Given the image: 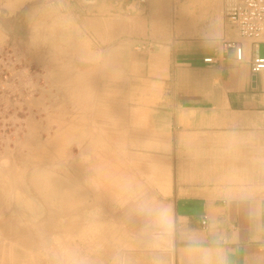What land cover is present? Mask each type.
Masks as SVG:
<instances>
[{
  "label": "rangeland",
  "instance_id": "374dc122",
  "mask_svg": "<svg viewBox=\"0 0 264 264\" xmlns=\"http://www.w3.org/2000/svg\"><path fill=\"white\" fill-rule=\"evenodd\" d=\"M148 2L0 0V264H125L129 253L172 248L180 161L163 135L164 96L129 83L131 50L144 49L129 33ZM156 2L161 15L147 22L170 26L182 47L238 34L225 0Z\"/></svg>",
  "mask_w": 264,
  "mask_h": 264
},
{
  "label": "crops",
  "instance_id": "0c3cea01",
  "mask_svg": "<svg viewBox=\"0 0 264 264\" xmlns=\"http://www.w3.org/2000/svg\"><path fill=\"white\" fill-rule=\"evenodd\" d=\"M156 1L129 33L144 48L131 50L129 83L164 96L163 135L180 161L172 248L129 253L125 264H264V73L251 70L264 42L235 34L226 44L182 47L170 26L147 22L161 15ZM230 42L243 48V61Z\"/></svg>",
  "mask_w": 264,
  "mask_h": 264
},
{
  "label": "built area",
  "instance_id": "2783aa9c",
  "mask_svg": "<svg viewBox=\"0 0 264 264\" xmlns=\"http://www.w3.org/2000/svg\"><path fill=\"white\" fill-rule=\"evenodd\" d=\"M148 0H139L146 4ZM224 15L235 27L240 37L255 43L264 42V0H225ZM235 49L238 61H243V48L234 42L227 44ZM206 62L212 59H206ZM251 70L255 74L264 73V56L256 54L251 61Z\"/></svg>",
  "mask_w": 264,
  "mask_h": 264
},
{
  "label": "bare ground",
  "instance_id": "6f19581e",
  "mask_svg": "<svg viewBox=\"0 0 264 264\" xmlns=\"http://www.w3.org/2000/svg\"><path fill=\"white\" fill-rule=\"evenodd\" d=\"M17 16V15H16ZM13 26V25H12ZM11 29V28H10ZM8 32H10V31H8ZM23 45V44H22ZM29 54V53H28ZM35 55V54H34ZM114 64V63H113ZM116 67V66H115ZM45 69V68H44ZM20 75V74H19ZM3 84V83H2ZM1 84V85H2ZM4 85V84H3ZM5 86V85H4ZM113 88V87H112ZM59 96V95H58ZM72 96V95H71ZM62 97H64V96H62ZM66 97V96H65ZM64 97V99H66ZM68 97V96H67ZM77 97V95L76 96H74V99ZM79 97V99H80V96H78ZM69 98V97H68ZM71 98V97H70ZM81 98H82V96H81ZM106 98V97H105ZM60 99V98H59ZM63 99V100H64ZM72 100V99H71ZM81 100V99H80ZM60 101V100H59ZM61 102V101H60ZM67 102H68V100H67ZM70 102V101H69ZM68 102V103H69ZM96 102V101H95ZM59 104V102H58V100H57V102H56V104ZM74 103V102H73ZM85 103V102H84ZM55 104V105H56ZM71 104V103H70ZM82 104V103H81ZM63 105V104H62ZM83 105V104H82ZM86 105V104H85ZM96 105V104H95ZM73 106V109L75 108V109H79L78 108V106L76 105V104H73L72 105ZM68 107V106H67ZM85 107V106H84ZM61 108V107H60ZM63 108V107H62ZM69 108H70V106H69ZM82 108V107H81ZM63 110V109H62ZM68 110H70V109H68ZM85 110V109H84ZM86 111V110H85ZM36 112V111H35ZM64 112V111H63ZM69 112V111H68ZM71 112V111H70ZM73 112V111H72ZM71 112V113H72ZM70 113V114H71ZM88 114V113H87ZM86 114V115H87ZM75 115V114H74ZM85 115V116H86ZM76 116V115H75ZM78 117V116H77ZM76 117V118H77ZM57 117H55V119H56ZM65 118V117H64ZM70 118V117H69ZM115 119V118H114ZM66 120V122H67V118L65 119ZM74 120V119H73ZM83 120V119H82ZM29 121V120H28ZM62 121H63V119H62ZM99 121V120H98ZM88 122V121H87ZM60 123V122H59ZM70 123V122H69ZM72 123V122H71ZM78 123V122H77ZM61 124V123H60ZM75 124V123H74ZM85 124V123H84ZM67 125V124H66ZM45 126V125H44ZM62 126V125H61ZM65 126V125H64ZM74 126V125H73ZM28 131V130H27ZM23 132V131H22ZM68 133H69V131H68ZM17 134V133H16ZM36 134V133H35ZM63 134V133H62ZM52 136V135H51ZM17 137V136H16ZM89 138H90V136H89ZM19 139V138H18ZM9 141V140H8ZM83 146V145H82ZM70 149V148H69ZM15 150V149H14ZM82 150V152H81V154L83 153V151H84V149L82 148L81 149ZM79 151V150H78ZM53 154V153H52ZM51 154V155H52ZM72 154V153H71ZM76 155H79V154H76ZM35 156V155H34ZM48 156V155H47ZM75 155H73V157H74ZM83 156H84V154H83ZM82 156V157H83ZM81 157V158H82ZM44 158V157H43ZM57 158V157H56ZM125 158V157H124ZM50 159V158H49ZM53 159V158H52ZM59 160V159H58ZM4 161V160H3ZM36 161H38V160H36ZM65 161V160H64ZM66 161H68V160H66ZM72 161V160H71ZM74 161V160H73ZM5 162V161H4ZM63 162V161H62ZM56 163V162H55ZM80 163V162H79ZM25 164V163H24ZM61 164V163H60ZM71 165V164H70ZM73 165V164H72ZM12 166V165H11ZM30 166V165H29ZM43 166V168L45 167V165H42ZM39 167H41V166H39ZM66 167V166H65ZM21 168V167H20ZM32 169V168H31ZM49 169V168H48ZM64 169V168H63ZM18 170V169H17ZM33 170H35L34 168H33ZM157 170H159V169H157ZM39 171V170H38ZM37 171V172H38ZM42 171V170H41ZM90 171V170H89ZM160 171V170H159ZM29 172V171H28ZM55 172H57V171H55ZM92 173V172H91ZM154 174V173H153ZM157 174V173H156ZM4 176H5V174H3ZM9 175V173H7V176ZM56 175V174H55ZM62 175V174H61ZM90 175H92V174H90ZM159 176V175H158ZM20 178V177H19ZM157 178V177H156ZM78 179V178H77ZM20 180V179H19ZM94 181V180H93ZM5 182V181H4ZM13 182V184H15V185H19V183L17 182V181H15V180H13L12 181ZM43 180L41 179L40 180V177H38V180L35 178L34 179V181H33V183L35 184V185H37V184H41V186L43 185ZM95 183V182H94ZM27 184H28V182H27ZM45 186V185H44ZM46 187V186H45ZM97 187V186H96ZM44 189V188H43ZM64 190V189H63ZM69 191V190H68ZM96 191V190H95ZM48 192H50V193H56L57 192V190L56 189H51V190H48ZM93 196H94V194H92ZM96 196V195H95ZM69 198H70V201L71 200H73V199H71V196H70V192H62V194H61V196H60V198H59V207H60V209H61V211H67V210H70L71 209V207H72V205L74 204V200L72 201V202H69ZM73 198V197H72ZM90 198H92V197H90ZM94 198V197H93ZM100 199V198H99ZM48 200V198L46 197V201ZM83 200V199H82ZM92 200V199H91ZM97 200V199H96ZM110 200V199H109ZM78 202V201H77ZM94 202H97V201H94ZM109 202V201H108ZM68 203H69V206H67L68 205ZM41 204V203H40ZM104 204V203H103ZM42 205V204H41ZM79 207V206H78ZM46 208V207H45ZM1 210V209H0ZM75 210V209H74ZM2 211V210H1ZM50 211V210H49ZM51 212V211H50ZM49 212V213H50ZM71 212V211H70ZM4 213H5V211H4ZM73 213V212H72ZM71 214V213H70ZM73 214H76L77 215V213H73ZM133 214V213H132ZM6 215V214H5ZM2 216H4V214L2 215ZM51 216V215H50ZM5 217H7L5 220H7L8 219V217H9V213H8V215L7 216H5ZM30 217V216H29ZM25 218H26V216H25ZM30 218H33V217H30ZM4 220V222L2 221V222H0V231L1 232H3L5 229L4 228H2V227H6L5 225H4V223L6 222ZM8 221V220H7ZM20 221V220H19ZM18 221V222H19ZM20 223V222H19ZM14 227H15V225H14ZM62 227V226H61ZM2 229V230H1ZM7 229V228H6ZM15 229L16 228H12V232H13V234H14V237L15 238H19V237H22L21 235L23 234V232L24 231H21V230H18V231H15ZM58 229V228H57ZM62 229V228H61ZM52 232V231H51ZM33 233V232H32ZM39 233V232H38ZM47 233V232H46Z\"/></svg>",
  "mask_w": 264,
  "mask_h": 264
}]
</instances>
